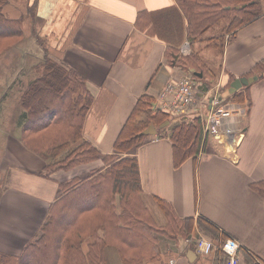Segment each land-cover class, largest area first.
<instances>
[{
	"label": "crops",
	"instance_id": "crops-1",
	"mask_svg": "<svg viewBox=\"0 0 264 264\" xmlns=\"http://www.w3.org/2000/svg\"><path fill=\"white\" fill-rule=\"evenodd\" d=\"M4 11L9 18L25 20L29 26L22 46L11 48L27 50L16 62L15 79L26 76L28 85L39 77L42 61L48 57L86 80L94 101L83 136L102 156L85 164L87 169L80 175L107 168L102 158L113 152L140 97L159 101L167 83L186 74L175 63L169 64L168 47L180 45L184 54L186 47L188 52L194 45L209 70L207 81H203L207 84L199 85L209 92L197 91L196 105L187 114L171 116V123L162 132H168L179 119L200 117L206 123L209 99L217 94L222 104L244 109L234 120L235 133L244 135L236 145L224 144L206 135L204 128L201 155L179 167L173 163L168 137L149 136L136 150L143 201L151 218L150 211L156 210L164 219L157 224L153 217L154 225L163 228L169 222L159 200L171 207L174 217L186 221L174 236L156 233L159 259L143 264H220L224 261L220 246L228 239L240 246L239 264H264V199L253 188L264 182V72L257 71L264 62V14L240 28L234 37L227 36L219 51L214 45L204 46L203 40L189 43L186 19L176 0H9ZM150 20L155 25L148 29ZM216 58V66L208 63ZM28 60L33 62L30 67ZM254 76L257 79L251 84L231 92L235 80ZM234 94L243 97V102L236 101ZM8 144L13 147L15 168L30 172L9 175L7 154L3 157L0 254L15 256L36 240L48 208L61 196L60 183L74 175L56 172L65 175L55 180L56 184L42 179L38 175L46 166L44 159L27 149L20 137ZM200 237L215 242L212 256L198 253L196 241ZM108 256L121 264L115 251Z\"/></svg>",
	"mask_w": 264,
	"mask_h": 264
},
{
	"label": "trees",
	"instance_id": "trees-1",
	"mask_svg": "<svg viewBox=\"0 0 264 264\" xmlns=\"http://www.w3.org/2000/svg\"><path fill=\"white\" fill-rule=\"evenodd\" d=\"M176 3L186 19V36L191 42L224 19L229 20L223 27L225 34L234 37L240 28L264 14L260 0H176ZM8 4L9 0H0V55L23 39L21 20L9 18L4 11ZM154 25L150 20L148 29ZM223 40L224 37L218 41L224 43ZM180 51V45L168 47L169 64L175 62L194 80L207 81L201 57L193 52L184 57ZM43 62L42 73L28 84L20 98L26 119L21 142L46 160L41 176L50 177L47 172L96 162L102 153L83 136L87 113L94 101L85 78L48 57ZM191 69L195 72L191 73ZM257 71L264 72V62ZM205 89L209 88L203 87L202 92L208 91ZM234 95L235 100L243 102V97ZM154 104L155 99L140 97L117 137L113 152L102 158L107 168L60 183L61 196L48 208L36 240L19 255L0 254V264H115V259L108 256L110 251H115L121 264L159 259L155 234L174 236L186 221L174 217L171 207L159 200L169 222L163 228L154 225L143 201L136 155V150L148 140L141 133L151 124L159 126L156 136L170 139L173 163L179 167L202 153L204 123L200 117L182 120L164 134L162 130L166 127L161 125L171 115L153 109ZM61 153L64 160L55 162ZM253 188L264 199V182Z\"/></svg>",
	"mask_w": 264,
	"mask_h": 264
},
{
	"label": "rangeland",
	"instance_id": "rangeland-1",
	"mask_svg": "<svg viewBox=\"0 0 264 264\" xmlns=\"http://www.w3.org/2000/svg\"><path fill=\"white\" fill-rule=\"evenodd\" d=\"M260 1L262 3L263 8H264V0H260ZM228 23H229V20L228 19H224L219 25L210 27V30H208L207 32L203 33L202 35H199L195 42L189 41V43H191V45H192L193 43H197L199 40H203L202 42H204V43H202V44L204 46H212V45H214L220 51L219 46H221L222 42H220L218 40L220 38H222V37H224V40H225V38L227 36H230L228 34H225V32H224L225 29L223 28ZM24 27H25V31H23V36H22L23 39L20 42H22L24 40V38H25L24 35L27 37L28 34H29L28 23L25 20L22 23V20H21V28H22V30L24 29ZM18 45H21V44L19 43ZM201 47H202V45L199 46V48H201ZM187 48L188 47L185 48L186 52L184 54H181V56L185 57V55L191 54L192 52L196 53L198 56H200V54L198 52H196L194 45H192V50H190L188 52H187ZM25 51H27V50L26 49L24 50L23 47H21L20 50L19 49H13V50L8 49V50H6L4 53H2L0 55V179L3 177V174H4L3 169H5V167H6V165H2L1 164L3 162V157L6 154H7V157H8L9 175H10L11 172H12V174L14 176H16L17 172H23L25 175H30L29 171H21V170H18V169L15 168V166H14V158L15 157H14L13 147H11V145L8 144L10 139H11V141H13V139L15 137H17V138L20 137L21 138V136L23 134V130H22V127H21L22 124L25 121L24 118H23V109H22V106H19L17 102H20L21 94L23 93V90H25L28 85L25 86V78H26V76H24V75H22L24 77L16 76V79H15L14 70H15V68L18 67L16 62L20 59V57L21 58L23 57ZM200 57L203 60L202 56H200ZM43 61H42V68L40 70L39 75L42 73V70H43V63H44ZM217 61H218V58H216V60L211 59V61L208 62V63L212 64L213 66H216L218 64ZM13 62H15L16 65L13 66ZM27 63H29L28 67H30V64H32L33 62L30 63V60H28ZM34 64H37V63L34 62ZM25 69H29V68H25ZM205 69H207V66H206ZM185 73L189 74L188 71H185ZM205 73H206L205 74V78H207L209 70L207 69V71ZM23 74H25L24 71H23ZM195 81L198 84H199V82H203L202 80H199V81L195 80ZM203 83L207 84L206 82H203ZM24 86H25V88L23 90H20ZM202 88L203 87H200L199 91H201ZM205 90H208V89H205ZM205 92H208V91H205ZM18 110L19 111L21 110V111L19 112ZM141 117H143V116H141ZM176 122H180V121L177 120ZM204 128H205V123H204ZM204 128H203V133H204ZM36 155H38V154H36ZM60 155H62V156L60 158H57L55 160V162L64 160L63 159L64 155L62 153ZM42 159H44V158H42ZM44 161L46 162L45 159H44ZM46 164H47V162H46ZM50 169L53 170V168H50ZM86 169H87V167L85 166V163H83V164H80V165H77L75 167L70 168V170H67V169H58L57 170L56 169V171H54L52 173L51 172H47V170H46L47 173L51 174L50 177L45 176V175H43V176L38 175V176L42 177V179L44 178V179L48 180L49 182L51 181V182H54L56 184L57 182H55V180L57 181L58 179H61V177L62 178L65 177V175L62 176V175L57 174L56 172H60L61 171V172L65 173V174L66 173L67 174L71 173V174L74 175L73 178H75V177L76 178H81L83 176H86V174L80 175V173H82ZM54 173H56V175H52ZM150 212L153 214V217H155V221L157 222V224L164 223V219L159 217L160 215L158 214V212L156 210H153V212L152 211H150Z\"/></svg>",
	"mask_w": 264,
	"mask_h": 264
},
{
	"label": "built area",
	"instance_id": "built-area-1",
	"mask_svg": "<svg viewBox=\"0 0 264 264\" xmlns=\"http://www.w3.org/2000/svg\"><path fill=\"white\" fill-rule=\"evenodd\" d=\"M196 86L197 83L188 75L168 83L159 95L158 109L172 115L187 114L190 108L197 103ZM208 104L211 110L205 120V134L216 138L221 143L236 145L244 134L235 133L234 120L235 117L243 114L244 109L222 104L220 97L216 94L209 99ZM196 242L200 255L212 256L211 254L216 249L215 242L207 237H200ZM239 247L238 242L233 239L226 240L220 246L224 254V261L220 264H239L237 254Z\"/></svg>",
	"mask_w": 264,
	"mask_h": 264
},
{
	"label": "water",
	"instance_id": "water-1",
	"mask_svg": "<svg viewBox=\"0 0 264 264\" xmlns=\"http://www.w3.org/2000/svg\"><path fill=\"white\" fill-rule=\"evenodd\" d=\"M243 7H246V5H244ZM227 9H230V7H226ZM237 8H239L237 6ZM192 71H194V69H192ZM200 76H202V74H200ZM257 77H252L250 79H247V78H239L237 80H235V82L232 83V89H231V92L234 93L236 91H238L241 87H243L244 85L245 86H248L249 84H251L254 80H256ZM168 123L165 122L162 124V127H164L165 125H167ZM142 135L144 136H149V135H156L157 134V128L154 124H151L148 129H146L145 131H143L141 133Z\"/></svg>",
	"mask_w": 264,
	"mask_h": 264
}]
</instances>
